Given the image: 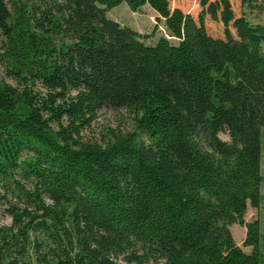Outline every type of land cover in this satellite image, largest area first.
Wrapping results in <instances>:
<instances>
[{
  "label": "trees",
  "instance_id": "1",
  "mask_svg": "<svg viewBox=\"0 0 264 264\" xmlns=\"http://www.w3.org/2000/svg\"><path fill=\"white\" fill-rule=\"evenodd\" d=\"M122 2L164 35L108 18ZM200 4L194 18L169 0H0L17 84L0 79V264H264L260 219L244 218L263 196L264 25ZM103 107L136 130L80 141Z\"/></svg>",
  "mask_w": 264,
  "mask_h": 264
},
{
  "label": "rangeland",
  "instance_id": "2",
  "mask_svg": "<svg viewBox=\"0 0 264 264\" xmlns=\"http://www.w3.org/2000/svg\"><path fill=\"white\" fill-rule=\"evenodd\" d=\"M260 1V2H259ZM259 6H246L242 5L241 0H229L232 10L235 15L244 14L251 22L260 23L264 25V0H259ZM171 7H178L185 13H190L194 18L201 9L200 0H169ZM106 16L112 20H115L121 24L129 25L134 29L139 30L142 33H150L153 36L147 39L146 43L154 42L155 38L160 35H164L165 29L162 24L158 25L157 30L153 33L156 13L144 6L138 11H131L125 2L114 6L107 10ZM204 23L207 32L213 36L223 35V25L220 22H215L210 19L208 15L204 18ZM1 41V38H0ZM0 79L10 85L16 86V81L12 77L6 76L4 68L0 65ZM35 90H41L40 86L33 87ZM135 116L132 112L125 108L111 109L103 107L97 111L96 117L91 121L89 126H86L79 135V140L82 142H93L103 145L110 142L117 135L125 134L131 131H135ZM222 140H228L226 133H220ZM142 141L147 142L146 137L140 135ZM262 160H261V174L264 176V128L262 129ZM29 186V183H26ZM262 202L259 209H255L248 206L244 218L248 221L258 218L261 222V250L264 253V184L261 188ZM9 205L16 204L20 206L18 199L14 198L10 194L6 195ZM4 201V200H3ZM8 203L2 202L0 204V225L11 224V217L5 212ZM232 236L239 246L246 252L250 251V247L242 245V241L245 235V228L239 224H233L231 226Z\"/></svg>",
  "mask_w": 264,
  "mask_h": 264
},
{
  "label": "crops",
  "instance_id": "3",
  "mask_svg": "<svg viewBox=\"0 0 264 264\" xmlns=\"http://www.w3.org/2000/svg\"><path fill=\"white\" fill-rule=\"evenodd\" d=\"M142 8H144V7H142ZM149 8V7H148ZM150 9V8H149ZM150 10H152V9H150ZM153 11V10H152ZM139 31V30H138ZM231 228V227H230Z\"/></svg>",
  "mask_w": 264,
  "mask_h": 264
}]
</instances>
